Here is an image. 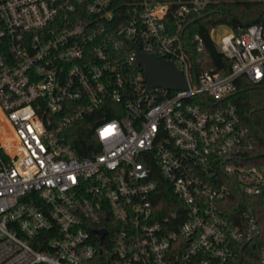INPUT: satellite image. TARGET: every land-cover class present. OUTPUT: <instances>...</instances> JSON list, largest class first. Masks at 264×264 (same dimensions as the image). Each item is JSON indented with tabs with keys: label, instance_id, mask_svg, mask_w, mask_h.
<instances>
[{
	"label": "built area",
	"instance_id": "obj_1",
	"mask_svg": "<svg viewBox=\"0 0 264 264\" xmlns=\"http://www.w3.org/2000/svg\"><path fill=\"white\" fill-rule=\"evenodd\" d=\"M208 2L0 0V264H264L252 209L242 227L221 206L231 184L264 202L255 138L224 102L241 75L264 84V10L212 26L229 69L201 68L186 25ZM135 48L185 88H146Z\"/></svg>",
	"mask_w": 264,
	"mask_h": 264
},
{
	"label": "trees",
	"instance_id": "obj_2",
	"mask_svg": "<svg viewBox=\"0 0 264 264\" xmlns=\"http://www.w3.org/2000/svg\"><path fill=\"white\" fill-rule=\"evenodd\" d=\"M264 10V0H210L207 5L197 13L186 25L187 35L198 34L200 37V50L196 52L199 57V67L227 71L229 60L216 51L214 43L210 37L209 30L218 23H227L231 27L242 26L253 22H258L262 18ZM236 89L227 95L224 102L233 103L241 118L246 122L249 130L256 141L257 161L264 164V84L254 85L245 75H241L234 80ZM90 124L81 121L74 123L73 128L76 137L74 144L79 154H85L77 144L84 142L80 135L85 133L82 129ZM152 168H154L152 166ZM231 192L228 197L221 202L227 215L233 223L246 227L247 220L242 219L241 212L249 206L252 209L256 228L245 246L252 245L256 251L264 246V202L260 196L243 194L239 188L231 184ZM160 193L154 206L163 211L173 208L170 200L173 194L168 184H162ZM157 204V205H156ZM156 207V210H157Z\"/></svg>",
	"mask_w": 264,
	"mask_h": 264
},
{
	"label": "water",
	"instance_id": "obj_3",
	"mask_svg": "<svg viewBox=\"0 0 264 264\" xmlns=\"http://www.w3.org/2000/svg\"><path fill=\"white\" fill-rule=\"evenodd\" d=\"M135 54L137 64H141L144 71L146 88L158 85L168 89L185 88L182 71L172 61L159 58L153 53L139 51L137 48Z\"/></svg>",
	"mask_w": 264,
	"mask_h": 264
},
{
	"label": "rangeland",
	"instance_id": "obj_4",
	"mask_svg": "<svg viewBox=\"0 0 264 264\" xmlns=\"http://www.w3.org/2000/svg\"><path fill=\"white\" fill-rule=\"evenodd\" d=\"M229 25L227 23L220 24L215 27V36L218 37L221 33H223L226 29H228ZM223 28V29H222Z\"/></svg>",
	"mask_w": 264,
	"mask_h": 264
},
{
	"label": "bare ground",
	"instance_id": "obj_5",
	"mask_svg": "<svg viewBox=\"0 0 264 264\" xmlns=\"http://www.w3.org/2000/svg\"><path fill=\"white\" fill-rule=\"evenodd\" d=\"M223 29V28H222Z\"/></svg>",
	"mask_w": 264,
	"mask_h": 264
}]
</instances>
